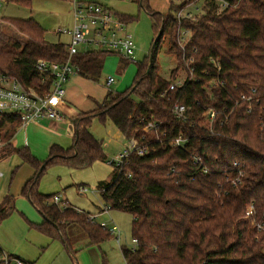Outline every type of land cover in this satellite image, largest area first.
<instances>
[{
  "label": "trees",
  "instance_id": "trees-1",
  "mask_svg": "<svg viewBox=\"0 0 264 264\" xmlns=\"http://www.w3.org/2000/svg\"><path fill=\"white\" fill-rule=\"evenodd\" d=\"M11 1L25 6L31 2ZM131 1L148 12L157 33L150 48L152 60L137 66L131 86L107 92L105 108L95 114L102 120L108 117L124 137L154 147L145 156L131 154L120 172L113 167L110 182L96 185L109 209L131 215V237L137 244L120 248L125 264H264V0H239L218 14L207 0L206 13L196 22H181L190 34L184 51L176 39L175 10L169 7L162 15L148 0ZM114 13L129 22L126 15ZM9 21L24 40L0 45V71L37 89L41 83L34 67L37 59L63 62L66 46L47 41L33 18ZM164 41L176 63L167 79L156 62ZM107 53L89 49L71 60L79 67L78 75L97 81ZM180 67L187 72L185 80L168 90ZM189 68L194 77L190 80ZM174 103L189 107L185 119L175 118ZM211 107L216 115L210 131L204 112ZM92 117H71V146L51 144L42 161L26 146L11 143L20 125L18 113L0 112V156L15 154L35 169L21 190L41 215L40 221L30 224L47 237L62 240L71 255L99 246L110 232L89 212L54 203L55 194L40 193L37 183L50 163L79 169L95 160L106 161L102 141L90 132ZM139 117L158 123L163 133L159 142L142 130ZM179 134L187 138L188 151L168 146ZM250 205L252 213L246 217ZM13 210L14 198L3 196L0 222ZM71 226L78 227L80 235L70 234ZM100 264H106L104 254Z\"/></svg>",
  "mask_w": 264,
  "mask_h": 264
},
{
  "label": "rangeland",
  "instance_id": "rangeland-1",
  "mask_svg": "<svg viewBox=\"0 0 264 264\" xmlns=\"http://www.w3.org/2000/svg\"><path fill=\"white\" fill-rule=\"evenodd\" d=\"M102 1L114 11L128 17L126 18L129 21L126 31L135 45L134 54L128 60H124L120 54L107 53L97 81L78 74L71 75L65 85V99L68 105L76 111L74 116L89 118L94 115L91 118L90 132L102 141L106 161L95 160L87 167L79 169L69 168L62 163H50L39 178L37 190L43 194L59 195L62 204L69 202L76 208L89 211L95 216V221L107 230L115 224L119 227V242L116 236L110 233V238L101 242L99 247L92 250L84 249L71 255L62 240L47 238L45 234L31 226L30 222L40 221L41 215L33 207L29 198L21 194L16 201L14 200V210L0 222V247L5 252L17 254L33 264H93L98 261L97 264H100L102 254H104L106 264H125L120 248L122 246L132 247L135 244L132 242L130 231L131 215L116 209L108 208L104 211L106 205L96 190L98 182L112 180L114 169L111 160L122 150L126 137L108 117L102 120L95 114H100L105 108L103 99L107 92H121L131 86L137 66L141 63L145 65L148 63V54L157 33L151 26L150 15L144 9L139 8L136 1ZM194 1H196L195 5L202 3V0H148V3L153 10L165 15L169 7L177 11L185 3ZM20 4L11 0L0 1V45L7 41L21 43L24 40V35L9 23V19L15 17L33 18L44 29L47 41L60 42L68 46V33L58 31L69 28L72 24V16L66 0H31L29 6ZM165 42L162 43L157 53L156 62L160 67L159 73L167 79L176 63L174 57L166 53ZM186 73L180 67L176 71V76L183 77ZM109 76L113 77L114 81L106 84ZM62 129L64 128L61 126ZM71 130V134L67 130L61 133L65 135L66 140L63 148H68L72 144L73 128ZM47 156L48 150L42 154L40 159L44 161ZM25 168H31L29 169L31 176L36 174L31 164L22 161L17 155L0 156V198L2 192L6 191L9 181L11 179L13 181L16 176L20 177L21 171ZM13 170H15L14 173H12ZM25 182L26 180L23 185ZM79 185H82L84 189L80 190ZM69 232L72 235H80L76 226H71ZM75 243H72L73 248Z\"/></svg>",
  "mask_w": 264,
  "mask_h": 264
},
{
  "label": "built area",
  "instance_id": "built-area-1",
  "mask_svg": "<svg viewBox=\"0 0 264 264\" xmlns=\"http://www.w3.org/2000/svg\"><path fill=\"white\" fill-rule=\"evenodd\" d=\"M3 1V0H0ZM7 1V0H5ZM69 5L72 16V24L68 30L65 28L58 30L59 32L68 33L69 41L66 46L67 58L63 62L49 61L46 59H37L35 69L40 75V86L36 88L32 86H24L20 81L10 76L8 73L0 71V112H16L19 115L20 125L24 126L36 120H52L64 121L66 112L65 105V85L73 74H78L79 67L71 60L72 55L79 51L89 49L104 50L109 53L120 54L125 58H130L134 54L135 45L130 34L126 31L127 23L119 19L114 10L108 7L102 0H66ZM187 1V0H186ZM213 5L215 13H220L225 9L237 6L239 0H208ZM206 2L202 0L200 5L194 2H187L179 10L175 12L177 20V43L180 48L185 50L184 46L189 40V33L181 26L183 20L196 22L202 15L206 13ZM81 47V48H80ZM193 59L190 58L189 61ZM217 63V62H216ZM219 69V64H215ZM186 76V75H185ZM185 76L175 77L169 82L168 90H173L176 86L183 83ZM192 69L189 68V80L193 79ZM113 77L106 79V84L113 82ZM48 83V86L45 85ZM217 83L221 84V81ZM188 106L184 104L174 103L172 112L177 119H185ZM215 109L213 107L205 109L204 122L211 131L212 122L215 118ZM142 124V130L147 133H153L157 142L161 140L163 134L159 130V125L154 120H146L144 117L137 118ZM126 142L115 158L111 160L113 167L120 172L123 165L129 161L131 154L145 156L149 154L150 147L139 138L127 137ZM187 138L182 134L172 137L168 146L188 151ZM194 161L200 159L193 154ZM129 175V174H128ZM84 187L81 188L83 190ZM59 195L52 196L51 200L59 206L61 203ZM253 206L250 205L245 210V216L248 217L252 213ZM108 210L106 205L104 211ZM90 218L95 217L90 214ZM257 228H261L260 223H255ZM119 227L113 224L108 231L115 235L119 242ZM136 243V239H132ZM0 264H27L25 260L19 256L5 252L0 249Z\"/></svg>",
  "mask_w": 264,
  "mask_h": 264
},
{
  "label": "crops",
  "instance_id": "crops-1",
  "mask_svg": "<svg viewBox=\"0 0 264 264\" xmlns=\"http://www.w3.org/2000/svg\"><path fill=\"white\" fill-rule=\"evenodd\" d=\"M65 101H66L65 102L66 106H64V110L66 112V118L64 119V121H52V120L42 119L39 121L36 120L35 122H30L24 126H18L15 129V132L11 138V143L14 146L20 147V148L22 146H26L28 149H30L32 151L31 153L38 159H40L42 154L46 150L49 149L51 144H57V145L63 147V144L66 142V140L64 139L65 135L61 134V133L63 132V130L65 132L67 130V132H70V134H71L72 125L70 122V118L73 117L74 114L76 113V111L68 105L66 99H65ZM61 126L64 129L61 130ZM12 155H15V154H12ZM9 156L10 155H8L7 157H9ZM4 159H7V158H4ZM29 169H31V168H29ZM29 169L25 168L24 170L21 171L20 177L16 176V177H14L13 181H12V179H11V181H9V184L6 188V191L2 192L3 194L1 195L0 201L3 199V196H5V195H10L12 198H14L15 201L18 198V196H21L20 189H22L24 181L27 180V178L31 176ZM80 186L81 187H83V186L82 185L78 186V188L81 190ZM80 194H83V193H80ZM62 199H64V198L62 197ZM65 200L68 202V200L66 198H65ZM68 204L73 206L69 202H68ZM73 207L76 208L75 206H73ZM76 209L83 210V209H79V208H76ZM87 212H89V211H87ZM95 247H99V246L90 245L87 247H83V248H80L79 250H77L75 252V254L81 250H84V249H87V250L95 249ZM0 249H1V247H0ZM25 262H27V264H33L32 262H30L28 260H25ZM98 262L93 263V264H97Z\"/></svg>",
  "mask_w": 264,
  "mask_h": 264
},
{
  "label": "water",
  "instance_id": "water-1",
  "mask_svg": "<svg viewBox=\"0 0 264 264\" xmlns=\"http://www.w3.org/2000/svg\"><path fill=\"white\" fill-rule=\"evenodd\" d=\"M148 60H149V62H151V60H152V52L150 51V53H149V55H148ZM41 169V168H40ZM38 174V173H37Z\"/></svg>",
  "mask_w": 264,
  "mask_h": 264
}]
</instances>
